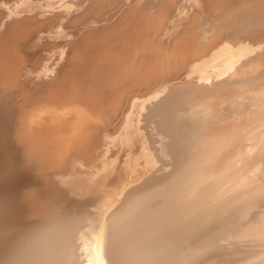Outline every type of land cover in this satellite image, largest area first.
I'll list each match as a JSON object with an SVG mask.
<instances>
[{"label":"bare ground","instance_id":"bare-ground-1","mask_svg":"<svg viewBox=\"0 0 264 264\" xmlns=\"http://www.w3.org/2000/svg\"><path fill=\"white\" fill-rule=\"evenodd\" d=\"M240 204L264 212V0H0V264H190Z\"/></svg>","mask_w":264,"mask_h":264},{"label":"rangeland","instance_id":"rangeland-1","mask_svg":"<svg viewBox=\"0 0 264 264\" xmlns=\"http://www.w3.org/2000/svg\"><path fill=\"white\" fill-rule=\"evenodd\" d=\"M140 1H141V3H143L145 0H144V1H143V0H140ZM236 3H237V2H235V4L232 3L233 5L231 4V5H232V8L235 6V8H233V9L241 10V8H242L243 6L240 8V6H239L240 4H239V5H236ZM231 5H230V6H231ZM236 6H237V7H236ZM238 8H239V9H238ZM243 9H244V8H243ZM243 9H242V10H243ZM245 9H247V8H245ZM211 10H212V9H211ZM214 10H215V9H214ZM214 10H213L212 12H214ZM237 10H236V11H237ZM223 11H224L223 9L215 10V12H216L217 14H216V13H212V12H210L211 15H213V16H211L210 13H209V15L207 14L209 18H208V17H207V18L205 17V16H207L205 13H204V14H203V13L200 14V16H201V15L203 16V17L201 16V19H202V18L204 19V20H203V19L201 20V24H204V25L207 24V25H208V23L212 21L211 23H212L213 25H214V24H215V25H216V24H220V25H218L219 27H220V26H226V24H228V22L231 23V21H232L231 19H233V17H231L230 15H227L228 17L226 18V16H225V14L223 13ZM233 11H234V10H233ZM221 12H222V13H221ZM189 13H190V15H192V14H191L192 12H191L190 10L188 11V14H189ZM214 14H216L217 18H216V16H214ZM219 16H220L221 18H219ZM210 17H212V18H211L212 20H209ZM224 18H225V20H224ZM230 18H231V19H230ZM207 19H208V20H207ZM217 19H219V20L221 19V21H219V20H217ZM222 20H223L224 22H226V21H227V22H226L224 25H222V24H223V23H222V22H223ZM202 21H205V22H202ZM208 21H209V22H208ZM215 22H216V23H215ZM209 24H210V23H209ZM215 25H214V26H215ZM205 27H206V26H205ZM216 27H217V25H216ZM251 28H252V27L245 28V29H246V30L248 29V33H249V32L252 31ZM245 29H244V27H243L242 29H239V31H240V30H241V31L238 32V34L236 33L237 35H235L234 33H233L234 35L232 34L233 36H236V37H233V38H234V39H233L232 36H231L229 39H231V40H235L236 38H240V39H242V36H243V38H244L245 36H246V37L249 36L250 33L248 34L247 31H245ZM249 30H251V31H249ZM216 32H218V31L216 30ZM233 32H234V31H233ZM244 32H245V34H244ZM230 33H232V32H229V33H228V32H224V34H227V35H231ZM201 34H203V28H202V30H201ZM246 34H247V35H246ZM238 36H239V37H238ZM258 39H259V38H258ZM260 39H261V38H260ZM164 70H165V71H164ZM164 70H163V72L159 70V71H158L159 73L157 72V75L159 74L158 76L155 75L156 72L154 73V77H153L154 79H152L153 82H151L152 84H154V83L156 84V83L159 82V81L161 82L162 80H164V78H167V79H169V80H172V81L170 82V84H176V83H179V82L182 80V78L185 77V75H186V73H187V69L183 70V72H182V70H180V71H178V73H177L176 71H174V70H171L172 72H171L169 69H164ZM168 70H169V71H168ZM167 71H168V72H167ZM164 72H166V73L164 74ZM180 72H181V73H180ZM160 73H161V74H160ZM162 73H163V75H162ZM175 74H176V75L178 74V75L175 76ZM168 75H169V76H168ZM166 76H168V77H166ZM160 77H161V80H160ZM175 77H178V79H173V78H175ZM170 78H171V79H170ZM176 80H178V82H176ZM173 81H174V82H173ZM172 82H173V83H172ZM225 105H227V104H224L223 106H225ZM141 124L145 125V121H142ZM143 125H142V126H143ZM150 126H153V124H152V125L150 124ZM150 126H148V127L146 128V129H148L147 131H149V132H147L145 129H144V130H141V132H143V134H145V136H147V135H146V132H147V134H148V133H151V134H150V135H152V138H151V139H155V138H157V136H156V135H153L155 131H153L152 127H150ZM150 128L152 129V131H151ZM145 131H146V132H145ZM152 132H153V133H152ZM155 136H156V137H155ZM156 146H157V144H156ZM168 161H169V159H165L164 162L162 161L163 163H161V162H157V163H159V164H158V166L156 165V168L154 169L155 171H154V173H152V176H155L154 179H155V178H156V179L154 180V182H152L153 184L150 182V185H149V183H148V185L145 186V189H146L147 186H148L147 188H149V186L151 187V185H152V186L154 185L153 187H158V186L161 187V185H159V184H162V186H163V183H165V182H164L165 180H166V183H165V184H167V182H169L168 180L173 179V178H172V177L174 176L173 174H174L175 171H176L175 173H177V172H178L177 170H180V168H181V167H180V166H181V163H180V162H175L176 165H175L174 163H173V164H174L176 167H171V166H174V165L172 164L171 161H170L169 163H167ZM177 163H178V165H177ZM161 164H162L163 166H162ZM165 164H166L167 166H165ZM169 164H170V165H169ZM159 165L162 166V168L160 167V169H157V167H159ZM164 166H165V168H164ZM166 167H167V168H166ZM178 167H180V168H178ZM176 168H177V170H176ZM156 169H157V170H156ZM169 170H170V171H169ZM171 170H174V171H171ZM162 171H163V172H162ZM165 171H166V172H165ZM168 171H169V172H168ZM156 172H158V174H157ZM155 173H156V175H154ZM170 173H173V174H170ZM163 174H164L165 177L163 176ZM168 174H169V175H168ZM157 175H158V176H157ZM166 175H167V176H166ZM150 176H151L150 174H148L147 177L144 176V177H145L144 180L147 179V178L150 177ZM161 176H162V177H161ZM158 177H159V178H158ZM166 177H167V178H166ZM168 177H169V178H168ZM161 178H162V179H161ZM165 178H166V179H165ZM170 178H171V179H170ZM158 179H161V180L158 181ZM163 179H165V180L162 181ZM144 180L142 179V181H144ZM142 181H140V183H141ZM160 181H161V182H160ZM155 182H157L158 184L155 183ZM159 182H160V183H159ZM162 182H163V183H162ZM154 183H155V184H154ZM165 184H164V185H165ZM157 185H158V186H157ZM145 189H144V190H145ZM251 206H252V207H250V206L248 207L247 205L244 206L243 204H240V205H238V206L236 205L235 207H233V208L230 210V211H231V212H230V215H228V218H227L228 220L230 219V220H229L230 223H227V224L223 225L222 228H223L224 231L221 230V231L219 232V235H217V237H218V236H219V237L221 236L220 239L223 240L225 236H226L225 239L228 238V237H227V232H228L229 235H230L231 232L234 233V234H236V233L239 234V232H241V233L243 232V231H239V230H241V229L244 230V232H243L242 234L240 233L239 235H236V236L234 237L235 240L233 239L234 244L236 243L235 245H236V246L238 245V247L235 246V248L231 249L234 245H233L232 243H230V242L227 243V241L224 239L226 242L223 240L222 243H223V242L226 243V244H225V247H227V248L230 247V248L226 249V248H224V243H223V246H222V245H221L222 243H221L220 239L217 238V237H215V239L213 240V242L210 244V245L212 246V247H210V248H212V249H207V248H206V249H204V250L202 251L201 249H195V248H192V249L189 250L188 253H186V255L189 254L188 257L191 258V257L195 256L197 253H201V252H202L201 257L197 258L198 260H197L196 258H192V261H190V262H191L190 264H192V263H193V264H241V263H245V264H248V263H249V264H262V263H263V264H264V259H263V257L260 258V257H261V253L264 252V241L262 242V240H261V241H259V240H256V241H255V240H252L253 242L255 241L254 243H253L252 241H250V242L252 243V245H253V246H252V245H250V243L248 242L251 238H248V239H247V237H245V236L247 235V231H248V230H249V231L251 230L252 232L255 230V229H253V227H254L255 222H256L255 227H256V226H260V227H259V230H258L259 233H258L257 237H258V238H264V212H261V209H259V208H261V206L259 207V206L255 205V204H254V205H251ZM253 206H255V207H253ZM238 207H239V209H238ZM242 207H243V208H242ZM257 207H258V208H257ZM236 208H237V209H236ZM241 208L243 209V211H242ZM245 209H246V210H245ZM247 209H248L249 211H247ZM258 209H259V210H258ZM239 210H240V211H239ZM244 211H245V212H244ZM235 212H236V213H235ZM237 212H238V213H237ZM246 212H247V213H246ZM260 212H261V213H260ZM241 213H242V216H243L244 218L241 216ZM259 213H260V214H259ZM232 214H233V216H232ZM234 214H235V216H234ZM236 214H238V215H236ZM245 214H247V215H245ZM239 215H240V216H239ZM231 216H232V218H231ZM247 216H248V217H247ZM252 216H255V217H252ZM237 217H238V220H239V221L236 219ZM246 217H247V218H246ZM233 218H234V219H233ZM242 218H243V219H242ZM245 219H246V220H245ZM250 219H252V220H250ZM242 220H243V222L245 221L246 223H243ZM255 220H257V221H255ZM235 221H236V222H235ZM232 222H233V223H232ZM237 222H238V223H239V222H242V223H241V224L239 223V224H240V226H239V224H238ZM234 223H235L236 225H235ZM249 223H251V225H250V227H248V228H249V229H248L247 226H248ZM231 224H233V225H231ZM237 224H238V225H237ZM244 224L247 225V226H243ZM231 226H232V227H231ZM234 226L237 227V228H234ZM242 226H243V227H242ZM252 226H253V227H252ZM225 227H228V230H227V228H225ZM255 227H254V228H255ZM251 228H252V229H251ZM237 229H238V230H237ZM245 229H247V231H246ZM229 230H230V231H229ZM236 230H237L238 232H237ZM261 230H263V231H261ZM233 231H235V232H233ZM245 231H246V232H245ZM222 233H223V234H222ZM244 233H246L245 236H244ZM221 234H222V235H221ZM225 234H226V235H225ZM223 235H224V236H223ZM229 235H228V236H229ZM240 235H241V237H242V236H243V237H242V238L239 237ZM237 236H238V238H237ZM240 238H241L242 241H244V242L247 240V241L245 242V243H247V244H245L244 242H242ZM244 238H245V239H244ZM239 240H240L241 242H240ZM215 241H216V243L213 244ZM238 241H239V242H238ZM258 241H259L260 243H259ZM218 242H219V244H218ZM237 242H238V243H237ZM243 243H244V245H242ZM248 243H249V244H248ZM216 244H217V245H216ZM228 244H229V245H228ZM260 244H262V245H260ZM210 245H209V246H210ZM215 245H216V246H215ZM219 245L222 246V247L220 248ZM232 245H233V246H232ZM239 245H241V246H239ZM217 246H218V247H217ZM242 246H243L244 248H243ZM246 246H247V247H246ZM249 246H250L251 248H250ZM240 247H241V249H240ZM242 248H243V249H242ZM247 248H248V249H247ZM261 248H262V249H261ZM229 249H230V250H229ZM236 249H238V250H237L236 252H234ZM259 249H260L261 251H260ZM205 250H206V251H205ZM212 250H213V251H212ZM233 250H234V251H233ZM241 250H242V252H241ZM210 251H211V252H210ZM244 251H245V252H244ZM246 251H247V254H248V255H246ZM248 251H249V252L251 251V252L248 253ZM252 251H253V253H252ZM256 251H260V252H259L260 254H258ZM203 252H204L205 254H204ZM238 252L240 253V255H239ZM243 252H244V253H243ZM255 252H256V253H255ZM206 253H207V254H206ZM230 253L233 254V255H231ZM235 253H238V254H235ZM251 253L254 254V255H252ZM203 254H204V255H203ZM256 254H257V255H256ZM245 255H246V257H245ZM249 255H250V256H249ZM252 256H253V257L255 256L257 259L260 258L261 260L258 259V260L255 261L256 258H255V257L253 258ZM257 256H260V257H257ZM105 257H106V255H105ZM249 257H250V258H249ZM201 258H202V259H201ZM243 258H245V259H246V258H249L250 261H247V260H249V259H246V260L244 259V260H243ZM195 259H196V260H195ZM251 259H253L256 263H254V261H252ZM262 259H263V260H262ZM193 260H195V261H193ZM106 261H110V256H109V255H107V257H106ZM197 261H198V263H197ZM246 262H248V263H246ZM250 262H251V263H250ZM258 262H260V263H258Z\"/></svg>","mask_w":264,"mask_h":264}]
</instances>
